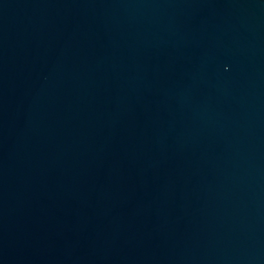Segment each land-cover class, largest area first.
Wrapping results in <instances>:
<instances>
[{
	"label": "water",
	"instance_id": "water-1",
	"mask_svg": "<svg viewBox=\"0 0 264 264\" xmlns=\"http://www.w3.org/2000/svg\"><path fill=\"white\" fill-rule=\"evenodd\" d=\"M0 264H264V0H0Z\"/></svg>",
	"mask_w": 264,
	"mask_h": 264
}]
</instances>
